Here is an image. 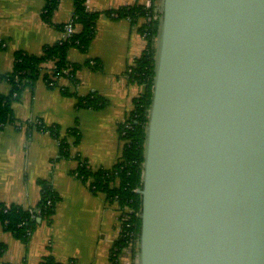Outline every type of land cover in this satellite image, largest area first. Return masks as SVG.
Wrapping results in <instances>:
<instances>
[{"label":"water","instance_id":"1","mask_svg":"<svg viewBox=\"0 0 264 264\" xmlns=\"http://www.w3.org/2000/svg\"><path fill=\"white\" fill-rule=\"evenodd\" d=\"M154 60L136 264H264V0H161Z\"/></svg>","mask_w":264,"mask_h":264},{"label":"crops","instance_id":"2","mask_svg":"<svg viewBox=\"0 0 264 264\" xmlns=\"http://www.w3.org/2000/svg\"><path fill=\"white\" fill-rule=\"evenodd\" d=\"M146 1L87 0L86 11L97 15L94 36L86 52L73 47L67 51V62L76 67L75 83L64 78L57 83L67 94L47 86L53 65L46 63L33 86L11 102L14 123L0 129V204L25 211L35 208L42 184L58 200L50 222H38L26 243L0 225L4 248L0 264H40L48 257L58 264H110L117 212L74 172L79 161L91 171L110 169L121 155L118 127L141 92L128 75L145 42L128 18H112L111 13L144 6ZM45 4V0H0V76L12 71L16 53L40 56L61 39L64 25L72 21L74 0H60L49 24L41 18ZM74 29L78 31L76 25ZM10 89L8 82L0 81L1 95ZM91 94L102 98L103 106L79 108L78 99ZM39 124L56 127L60 140L72 129L79 134L75 145L65 137L67 158L59 156V142L38 130Z\"/></svg>","mask_w":264,"mask_h":264},{"label":"trees","instance_id":"3","mask_svg":"<svg viewBox=\"0 0 264 264\" xmlns=\"http://www.w3.org/2000/svg\"><path fill=\"white\" fill-rule=\"evenodd\" d=\"M59 1L45 0L46 4L41 15L45 23H50L52 13L57 8ZM86 1L74 0V12L71 22L78 27V31L68 41L45 47L40 56H29L20 52L14 55L12 71L9 74L0 76V81L8 82L11 88L8 95L0 94V129L14 123L10 107L11 102L16 101L26 87L33 86L37 78L40 77V70L44 64L50 63L53 65L51 76L59 75L63 70H69L70 81L75 83L73 73L76 67L71 66L67 62V51L72 47L81 52L88 50L94 36V25L97 18L96 14H90L86 11ZM145 13L143 6H136L128 10L121 9L116 12L118 18H128L132 26L136 27L138 33L141 36L145 35V49L140 58L135 61V67L128 75L129 82L139 87L141 92L133 100V109L125 120L129 123L130 128L124 130L122 125L118 127L119 135L124 131V135L120 137L123 142L121 155L110 169L91 171L84 162L79 161L78 167L74 172L82 182H88L93 193L103 195L109 206L118 207L120 210L124 207L131 209L130 222L134 226L133 231L136 236L139 231L140 197L135 192L141 188L143 145L151 99L156 38L159 26L158 19L147 24L141 23L138 25V21L145 17ZM43 78L46 79L47 75H43ZM66 90L64 89L62 93L67 94ZM103 104L102 98L96 94H91L87 97L79 98L77 106L89 110H99ZM37 129L47 131L59 142L58 153L63 158L68 157L69 150L65 137L72 138L73 145L79 141V134L73 129L67 131L65 137L61 140L56 127L46 128L40 124L37 125ZM57 200L56 194L48 186L42 184L40 200L35 207L40 212L36 219L31 220L27 211L22 208H6L0 204V225L17 240L26 243L28 237L25 236V233L26 231L33 232L39 224L37 219H40L41 222H50ZM47 202H50L49 206L46 205ZM21 223L24 225L20 226ZM124 242L125 239L121 238L113 245L110 251V264H118L116 258L120 249L124 246ZM3 251L4 248L0 245V258ZM40 264L58 263L48 257L43 259Z\"/></svg>","mask_w":264,"mask_h":264},{"label":"built area","instance_id":"4","mask_svg":"<svg viewBox=\"0 0 264 264\" xmlns=\"http://www.w3.org/2000/svg\"><path fill=\"white\" fill-rule=\"evenodd\" d=\"M145 10V17L140 19L142 21L141 23L147 24L153 20H156L160 18V4L158 1L154 0H147L146 4L143 6ZM112 18H116L117 15L115 13H111ZM75 33L74 25L72 22H68L63 27V33L62 37L59 40V44L62 43V41H68V39ZM143 39L145 35L141 36ZM69 70H63L59 75H54L49 79L46 84L50 88H56L60 91H63L65 88L60 87L57 85L59 80H62L63 78L66 81L70 82V75L68 74ZM126 119L122 120L119 125H122L124 130H127L130 128L129 123L125 121ZM40 125V124H39ZM45 131V130H43ZM124 135V131L121 132L119 137H122ZM74 176L77 178V174L74 173ZM47 206L50 205V202H47ZM115 210L117 212V232H116V241L118 239H125L124 246L120 249L119 254L116 258V262L118 264H136V254H137V236L134 234L133 231V224L130 222V214L131 209L128 207H124L122 210H120L118 207H115ZM27 213L29 214V217L31 220L36 219L39 215V211L35 208H28L26 209ZM24 225L23 223L20 224V226ZM32 232L26 231L25 236L30 237Z\"/></svg>","mask_w":264,"mask_h":264}]
</instances>
